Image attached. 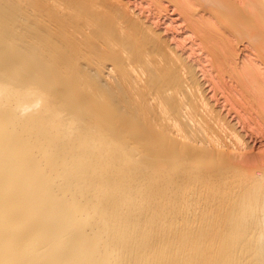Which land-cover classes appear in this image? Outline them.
<instances>
[{"label":"bare ground","instance_id":"bare-ground-1","mask_svg":"<svg viewBox=\"0 0 264 264\" xmlns=\"http://www.w3.org/2000/svg\"><path fill=\"white\" fill-rule=\"evenodd\" d=\"M0 264H264V0H0Z\"/></svg>","mask_w":264,"mask_h":264}]
</instances>
